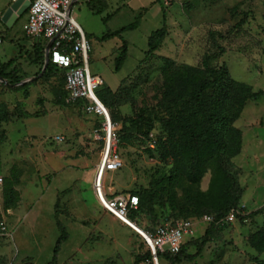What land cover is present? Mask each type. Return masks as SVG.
Wrapping results in <instances>:
<instances>
[{
    "label": "rangeland",
    "instance_id": "rangeland-1",
    "mask_svg": "<svg viewBox=\"0 0 264 264\" xmlns=\"http://www.w3.org/2000/svg\"><path fill=\"white\" fill-rule=\"evenodd\" d=\"M106 1L102 14L93 13L85 1H80L72 15L90 41L92 73L103 78V87L116 93L115 125L121 136L118 150L124 166L107 174V192L121 195L160 187L153 208L133 214L138 222L133 226L143 231H151L167 213L182 214V204L192 208L193 203L202 202L213 183L210 169L198 183L185 178L174 184L171 180L159 184L164 177L167 180L174 165L161 148L168 138L163 120L176 112V106H165L160 99L163 69L167 59L197 66L207 56L212 67L225 64L233 79L262 92L246 104L234 122L242 133L241 151L232 157L224 153V168L241 189L238 217L218 220L210 241L199 251L202 237L212 224L203 216L217 214L191 215L195 241L186 253L195 257L177 264H264V246L255 248L251 241L264 229V211L251 215L264 206V0ZM13 3L0 1V31L4 35L0 61L16 58L18 76L25 77L22 84L30 87L26 94L0 86V94H9L2 103L12 107L6 113L16 120L5 126L8 135L0 130L3 159L11 161L1 172L5 175L8 167L20 160L18 165L24 170L19 186L21 208L31 209V213L22 221L17 217L8 220L12 236L0 241V258L5 264H48L61 235L56 219L59 199L60 220L69 239L62 244L58 264H138L136 259L148 252L144 239L136 229L134 232L108 215L90 180L102 151L91 138L98 115L87 113L82 100L70 103L65 99L62 72L50 79L41 77V63L30 54L33 44L43 40L26 34L27 14L12 26L3 22ZM139 15L140 25L126 31L123 39L101 40L109 30H119ZM162 27L167 35L158 50L149 54V37ZM124 40L129 46L128 57L116 70ZM22 113L24 118L19 117ZM59 134L66 137L64 142L54 139ZM159 261L171 264L166 257Z\"/></svg>",
    "mask_w": 264,
    "mask_h": 264
},
{
    "label": "trees",
    "instance_id": "trees-1",
    "mask_svg": "<svg viewBox=\"0 0 264 264\" xmlns=\"http://www.w3.org/2000/svg\"><path fill=\"white\" fill-rule=\"evenodd\" d=\"M86 4L90 10L95 14H102L107 7L106 0H89ZM28 13V9L22 16ZM21 17V16H20ZM110 15L106 17V20ZM139 15L137 19L122 27L119 30L108 31L101 37V40H107L114 37L123 39V34L126 31L136 29L140 25ZM19 19V18H18ZM17 19V20H18ZM17 22V21H16ZM167 35L165 27L157 29L152 32L149 37V54L154 53ZM33 44V53L30 55L36 57L41 63V77L50 79L57 72H62L64 83V97L67 100V91L65 89V74L64 71L57 67L52 62H49L46 67V46L47 41L42 39ZM128 42L124 40L120 47V53L116 58V70H120L128 57ZM167 67L163 69L164 83L163 95L160 98L163 105L176 106V112L172 117L163 120L165 131L168 132V138L161 148L165 158L173 159L174 165L171 174L164 177L163 184L171 180L174 184L179 179H188L192 183H198L204 174L210 169L213 172L212 187L202 199L200 204L193 203L192 208H187L180 205L182 214L167 213L163 216L152 230L160 224L165 217L174 219H190L193 214L215 213L216 220L224 218L228 212L240 204L241 189L238 187L236 180L230 172L224 168V153L229 157L237 155L242 147V133L234 122L240 117L246 104L257 99L262 92H254L253 87L243 81L235 80L231 77L228 67L223 64L219 67H212L208 62L206 56L201 65L193 66L188 64H177L174 60L167 59ZM16 58L8 61H0V78L3 79L1 85L13 87L15 90L25 89L27 84H21L25 79L18 76V68L14 66ZM12 68L9 70V68ZM17 84H21L17 87ZM15 86V87H14ZM97 95L103 104L109 109L111 117L115 122L118 117L116 114V104L113 97L116 93L112 92L108 86H101L97 90ZM62 103V102H60ZM111 109V110H110ZM5 103L0 102V122L12 121L13 115ZM9 112V113H6ZM6 113V115H5ZM9 115V116H8ZM24 118L23 113L19 115ZM128 117H125V120ZM120 139V135L118 133ZM21 170L14 169L11 179L5 184L3 188L4 209L16 207L20 201V193L15 189V186L20 183ZM157 188H148L144 190H136L131 192L139 197L138 211L144 208H153L156 196L158 195ZM192 209V210H191ZM131 213L133 220V214ZM264 211V206L253 212L251 215H256ZM59 199L56 204V219L57 225L61 230V235L57 241L54 250L53 259L48 264H58V254L61 250L62 244L69 239V233L60 220ZM136 221V220H135ZM137 222V221H136ZM138 224V222L136 223ZM215 224L206 230L202 237L199 251L210 241L213 236ZM192 237L183 246L179 253L175 255L163 254L161 257H166L171 264L180 263L183 259H193L195 255L186 253L190 243L195 240ZM252 245L255 248L264 246V229L259 231L251 238ZM145 242V241H144ZM148 248V247H147ZM151 257V252H148L136 259L138 264H141L145 259ZM0 264L5 262L0 258Z\"/></svg>",
    "mask_w": 264,
    "mask_h": 264
},
{
    "label": "built area",
    "instance_id": "built-area-1",
    "mask_svg": "<svg viewBox=\"0 0 264 264\" xmlns=\"http://www.w3.org/2000/svg\"><path fill=\"white\" fill-rule=\"evenodd\" d=\"M17 1L12 0L14 3ZM28 1L30 4L24 29L28 36L39 37L47 41L46 52L48 44L52 42L49 62L64 71L67 101L71 103L82 100L87 113L98 115L91 133L92 140L102 147L100 160L91 179L95 196L106 212L135 230L132 223L137 222L132 219L131 213L138 209L139 197L132 193L113 195L107 192V174L119 171L124 166V160L118 150V129L111 114L108 113L97 95V90L104 81L100 75L93 74L90 69V41L72 15V9L76 3L89 0ZM12 6L7 11L12 10ZM13 13L14 10L9 14L7 21ZM3 22L6 24L5 21ZM3 41L4 35L0 31V45ZM2 82L3 79L0 78V86ZM54 139L57 142H64L66 137L59 134ZM237 217L238 208H233L224 218L234 220ZM203 219L212 224L218 222L215 216L209 214L204 215ZM139 234L151 252V257L141 264H160L161 255L179 253L182 246L194 237L195 223L191 219L176 220L165 217L153 230ZM7 236H12L9 226L6 222L0 221V237Z\"/></svg>",
    "mask_w": 264,
    "mask_h": 264
},
{
    "label": "crops",
    "instance_id": "crops-1",
    "mask_svg": "<svg viewBox=\"0 0 264 264\" xmlns=\"http://www.w3.org/2000/svg\"><path fill=\"white\" fill-rule=\"evenodd\" d=\"M24 80H26V78L23 79L22 82H24ZM22 82H21V84H22ZM29 87L30 86H27L25 89H21V90H18V91H23L24 93L28 94L29 93ZM0 90H1V88H0ZM3 97L5 98V100H7L8 97H9V94L8 93H5L4 95L0 94V102L5 101L3 99ZM8 107H9L8 109L11 110L12 107H10V106H8ZM14 121H16V120H12V121H9V122H6V121L0 122V130L5 131V133L8 135V129L5 126L9 125V123H12ZM96 121H97V119H95V123H96ZM1 152H3V150H0V179H1L0 180V221L6 222V224H8V220L9 219H14V217H17V220H19V221L21 220L22 221L24 218H26V217H28L30 215L31 209L29 211H27L26 208L24 210H22L23 208H21L22 205H23V196H22L21 190L19 189V186L24 181V178H23L24 170H23V167L18 165L19 164L18 161H20V160H15V163H13L10 167H8V169L6 171L7 173L5 175H2V172H1L2 168L4 166H8L11 163V161H10V159H3V155H2ZM9 154L13 155L14 152L12 150H9ZM33 161H34V159H33ZM34 163H35V166H36V162H34ZM14 169L19 170V171L21 170V172H22L21 176H20V183L15 186V189L20 193V201L18 202L16 207L9 208V209L5 210L4 209L3 188L5 187V184H6L7 180L9 181L11 179V175H12ZM27 177H28V174H27ZM91 179H92V175H91L90 180ZM108 215L111 216V218L113 219V217H114L113 215H111V214H108ZM119 222H121V221H119ZM127 227H129V226H127ZM130 229L132 231L136 232L132 228H130ZM136 233H138V232H136ZM1 240H2V237H0V241ZM0 244H1V242H0ZM1 255L2 254H0V256Z\"/></svg>",
    "mask_w": 264,
    "mask_h": 264
},
{
    "label": "water",
    "instance_id": "water-1",
    "mask_svg": "<svg viewBox=\"0 0 264 264\" xmlns=\"http://www.w3.org/2000/svg\"><path fill=\"white\" fill-rule=\"evenodd\" d=\"M30 2L24 1V0H18L17 2H15L12 6V10H9L6 12V14L3 16V21H7V18L9 16V14L11 13V11L14 10L13 15L11 16V18L6 22V24L8 26H12L13 24H15V22L17 21V19L24 14V12L28 9ZM51 45L52 42H50L48 44V48H47V52H46V58H45V65L44 67L47 66V64L49 63V55H50V49H51ZM24 83V82H22Z\"/></svg>",
    "mask_w": 264,
    "mask_h": 264
},
{
    "label": "bare ground",
    "instance_id": "bare-ground-1",
    "mask_svg": "<svg viewBox=\"0 0 264 264\" xmlns=\"http://www.w3.org/2000/svg\"><path fill=\"white\" fill-rule=\"evenodd\" d=\"M102 104H103V102H102ZM104 105V104H103ZM104 107L108 110V113L110 114V111H109V109L104 105ZM132 223V222H131ZM136 225L137 226V224L136 223H132V225ZM135 228V227H134ZM139 233H144L145 231H143V230H141V229H138V228H135Z\"/></svg>",
    "mask_w": 264,
    "mask_h": 264
}]
</instances>
